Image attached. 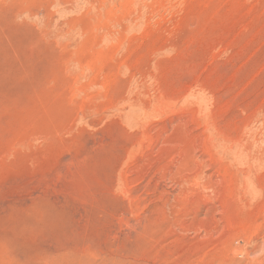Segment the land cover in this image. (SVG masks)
Wrapping results in <instances>:
<instances>
[{"label": "rangeland", "instance_id": "374dc122", "mask_svg": "<svg viewBox=\"0 0 264 264\" xmlns=\"http://www.w3.org/2000/svg\"><path fill=\"white\" fill-rule=\"evenodd\" d=\"M0 264H264V0H0Z\"/></svg>", "mask_w": 264, "mask_h": 264}]
</instances>
